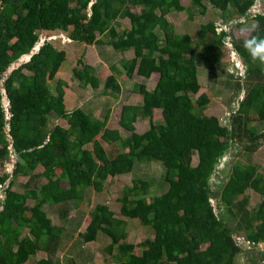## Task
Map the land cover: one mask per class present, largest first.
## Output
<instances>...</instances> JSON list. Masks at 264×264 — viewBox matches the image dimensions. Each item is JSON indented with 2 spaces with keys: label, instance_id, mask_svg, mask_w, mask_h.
<instances>
[{
  "label": "trees",
  "instance_id": "16d2710c",
  "mask_svg": "<svg viewBox=\"0 0 264 264\" xmlns=\"http://www.w3.org/2000/svg\"><path fill=\"white\" fill-rule=\"evenodd\" d=\"M256 1L189 0L184 6L182 0H0V165L12 157L18 161L0 209V264H27L40 253L47 259L39 264H53L50 246L60 248L65 229L42 217L45 206L71 204L78 209L87 191L100 195L110 178L132 175L144 164L164 170L166 192L152 198V185L134 180L119 199L121 223L89 227L80 236L84 244L107 238V252L112 256L117 251V264H243L242 254L250 250L239 247L235 237L243 235L252 247L264 244V202L249 211L247 195L252 191L264 200V176L253 165L234 162L243 152L256 153L264 143V15H255L256 27L246 41L214 21L201 25L194 37L177 33L168 19L171 13L187 11L192 20L197 13L205 15L210 5L226 23L249 21ZM126 19L130 25L123 27ZM57 31L70 32L73 42L111 47L124 55L121 70L112 65L105 80L80 59L73 77L82 89L99 90L103 85L104 94L114 97L123 91L121 72L130 80L142 78L135 86L142 105L125 107L120 119L129 138L107 128L108 116L102 121L82 109L68 112L66 83L57 82L52 93L50 83L67 60L66 51L52 43L10 72L36 48L40 33ZM232 52L246 66L244 76L238 70L237 76L225 72L234 98L229 104L239 107L225 120L202 115L199 109L208 108L211 98L198 96L199 62L217 80ZM155 76L158 80L150 90L148 81ZM156 111L162 113V124L153 122ZM52 121H63L68 128L49 130ZM140 121L150 123L143 135L136 134ZM117 144L123 152L111 158L104 145ZM189 156L197 157L196 166ZM227 158L230 176L220 188L224 171L219 184L212 179ZM39 169L41 174L35 175ZM9 178L0 176L1 189ZM23 178V192L15 191ZM39 179L47 183L35 186ZM29 201L35 203L33 209ZM60 217L67 220L69 213ZM130 221L139 222L154 239L138 246L127 243ZM245 257L250 264H264V252Z\"/></svg>",
  "mask_w": 264,
  "mask_h": 264
},
{
  "label": "rangeland",
  "instance_id": "374dc122",
  "mask_svg": "<svg viewBox=\"0 0 264 264\" xmlns=\"http://www.w3.org/2000/svg\"><path fill=\"white\" fill-rule=\"evenodd\" d=\"M182 4L184 6L188 5L189 0H182ZM136 11L138 12L139 8L136 9ZM257 14L264 15V0H257L255 2V5L250 10L249 21L242 19L226 23L218 16V11L210 5L205 15L201 16L197 13L192 20H190V15L187 11L171 13L168 15V19L177 29V33L185 34L189 32L194 37L201 25L214 21L216 25L229 32H233L237 39L246 41L256 27L254 17ZM121 23L123 24V27L130 25L129 20L127 19L123 20ZM238 23H243V25L238 27ZM40 37L42 38L41 41L52 39L51 43L57 47L58 50H64L67 53V60L58 72L56 80L50 83V90L53 94H56L57 82H64L67 84L68 88L65 89L66 110L69 112L82 109L93 114L97 119L102 121L108 116L107 128L120 131L124 139L129 138L131 135L125 133L120 128V119L125 107H128L129 105L140 106L143 102V97L135 92V86L142 84V78L135 76L134 79L130 80L121 72L118 79L123 91L121 94L113 97L104 94L102 90L103 85L99 90H92L90 88L84 90V88L82 89L73 77V69L79 66L78 61L82 59L85 64H89L94 68L99 69V77L102 80H105L110 74V67L112 65H115L116 67L118 66V70H121L119 61L122 60L121 58L122 56L124 57V55L116 53L111 47L87 46L83 43L73 42L70 39V32L59 31L51 34L42 32L40 33ZM228 47H230V45H228ZM125 56L127 57V54ZM132 56L133 53L129 55V58ZM25 60L26 59L19 62V64L14 66L10 72L22 65ZM242 62L243 61H241L237 55L233 54L232 56V53L230 56L228 55L224 60L226 69L219 71L220 73L217 80H213L208 74L207 68L199 62L198 70L200 72L199 76L202 89L198 96L207 94L211 98V103L208 108L204 111L199 109L200 114L215 116L220 120H225V118L229 116L230 111L233 112L235 108L239 107L238 103L229 104L230 101H234V98H231L233 95L232 89H228L226 85L228 75L225 76V72L228 71L229 74L237 76L238 69L242 72V75H245L244 66L241 64ZM157 80V76L150 79L147 85L148 89L152 90L155 87ZM242 95L240 97H242ZM238 100L239 99H236V101ZM3 103L7 106L8 103L6 97H4ZM153 122L156 125L163 123L161 111L155 112ZM253 125L255 127L258 126L257 123H253ZM56 126L68 128L63 121H52L49 130H52ZM135 128L136 134L143 135L150 129V123L149 121H140L135 125ZM104 147L111 158H115L123 152L118 144L113 147L104 145ZM188 161L192 166L198 164V159L195 156H189ZM17 162V159L12 157L10 161L3 163L4 165H0V176L6 174L10 177L7 184L12 181L13 177L11 176ZM229 162L230 159L227 158L223 170L218 171L216 176L213 177L212 184H219V179L223 175V171H225ZM234 162L240 164L242 167L253 165L259 169L260 175L264 176V143L256 153L250 154L245 152L244 154L243 152L241 156L238 155V157L234 158ZM39 173L40 169L35 172V175H38ZM163 178L164 170L160 166L156 164L139 165L135 168L132 175L116 177L114 179L110 178L105 185L103 193L100 195H97L92 189L87 191L85 201L78 209H74L73 205L68 204L51 208L46 207L42 210V215L52 226L63 227L65 229L60 248L54 244L50 246V249H52L55 254V257H53V264H117L114 257L117 251H114L112 256L107 252L108 247L111 245L107 238L101 236L96 243L84 244L80 239V236L85 234L89 227L92 226L101 227L112 225V223L116 222L117 224L121 223L119 217L121 207L119 199L122 197L125 187L133 186L134 180H141L150 183L152 185L150 194L153 198L161 196L166 192L168 187L164 184ZM25 182H27L26 178L19 179L15 188L22 192L21 185ZM44 184H46L45 179H39L35 182V186L39 187ZM62 186L64 188L66 187L65 184ZM0 191L4 192V190ZM247 195L251 199L248 208L249 211H253L264 202L263 199L257 197L252 191H249ZM28 205L34 207L32 201H29ZM64 211L69 213L67 220L60 217V214ZM26 219H29V217H26ZM79 224L81 225L80 228L78 227ZM126 232L129 236L127 243L132 245L138 246L146 240L154 239V235H152L150 231H145L137 221L128 222ZM28 234L29 231L25 230L23 235L26 236ZM251 247L246 250H250L249 252L242 254L244 255L241 257L244 261L243 264H250L247 262L245 254H251L252 257H257L260 252H264V244L258 247ZM44 254L42 255L40 253L35 258L30 259V263L28 262L27 264H39L41 261L46 260L47 255ZM136 254H138L137 251Z\"/></svg>",
  "mask_w": 264,
  "mask_h": 264
},
{
  "label": "clouds",
  "instance_id": "9594fccd",
  "mask_svg": "<svg viewBox=\"0 0 264 264\" xmlns=\"http://www.w3.org/2000/svg\"><path fill=\"white\" fill-rule=\"evenodd\" d=\"M224 30H226V29H224ZM227 31V30H226ZM57 32H59V31H57ZM49 34H51V33H55V32H48ZM41 40H42V38H41ZM40 40V44H42V47L46 44V43H51L52 42V39H49V40H43V41H41ZM41 47V48H42ZM41 48H40V50H41ZM39 50V51H40ZM38 51V52H39ZM233 54L234 55H237V53H235V52H232V56H233ZM239 58H240V60L241 61H243L242 60V58L240 57V56H238ZM242 64V66H244V70H245V68H246V66H245V64H244V62H242L241 63ZM236 66H237V64H236ZM238 70V69H237ZM238 71H240V70H238ZM242 73V72H241ZM242 76H244V75H242ZM225 160L226 159H224L223 161H222V163L224 164L225 163ZM217 171H219V168L217 169ZM13 174V173H12ZM6 189H7V187H5V189H1L0 188V190H4V192L3 193H5V191H6ZM0 193H2V191H0ZM2 197H0V199H1ZM235 241H236V243H237V245L239 246V247H242L243 248V250H247V249H249L252 245H251V243L249 242V241H247V239L246 238H244L243 236H241V235H238L237 237H235ZM262 245V244H261Z\"/></svg>",
  "mask_w": 264,
  "mask_h": 264
},
{
  "label": "water",
  "instance_id": "95a60500",
  "mask_svg": "<svg viewBox=\"0 0 264 264\" xmlns=\"http://www.w3.org/2000/svg\"><path fill=\"white\" fill-rule=\"evenodd\" d=\"M41 47H42V44L39 43V44L36 46V48H34L33 51H32L28 56L23 57V58L21 59V61L24 60V59H26L25 62H29V61L31 60V58L33 57V55H35V54L40 50ZM21 61H20V62H21ZM25 62H23V63H25ZM23 63H22V64H23ZM21 66H22V65L18 66V68L21 67ZM12 69H13V68H12ZM230 171H231V169H230L229 167L225 169V171H224V175H223V178H222V180H221L220 188H222V185H223L224 180L230 176Z\"/></svg>",
  "mask_w": 264,
  "mask_h": 264
},
{
  "label": "crops",
  "instance_id": "0c3cea01",
  "mask_svg": "<svg viewBox=\"0 0 264 264\" xmlns=\"http://www.w3.org/2000/svg\"><path fill=\"white\" fill-rule=\"evenodd\" d=\"M97 71H99V69H97ZM109 75H111V72H110V74ZM143 103V102H142ZM142 103H141V105H142ZM39 174H41V170H40V173ZM46 183H47V181H46ZM24 184H26V182L24 183ZM10 186V183L9 184H7L6 185V187L8 188ZM15 191H18L16 188H15ZM23 192V191H22ZM0 197H2L1 199H0V205H1V207H0V209H1V211H3V208H2V204H3V202H5V200H6V196H5V193H0ZM33 202V201H32ZM29 203V202H28ZM34 203V202H33ZM29 206V205H28ZM34 206H35V203H34ZM46 207H49V206H45V208ZM29 208H31V209H33L34 207H30L29 206ZM44 208V209H45ZM51 208V207H50ZM43 209V210H44ZM27 217H29V219H27L28 221H32V219H33V217H32V215H28ZM42 217L43 218H45L43 215H42ZM46 219V218H45ZM29 229V228H28ZM29 231H30V229H29ZM41 254H44V253H41Z\"/></svg>",
  "mask_w": 264,
  "mask_h": 264
}]
</instances>
